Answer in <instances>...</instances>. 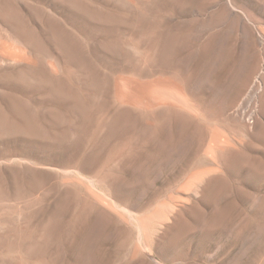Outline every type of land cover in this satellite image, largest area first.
<instances>
[{"label":"rangeland","instance_id":"1","mask_svg":"<svg viewBox=\"0 0 264 264\" xmlns=\"http://www.w3.org/2000/svg\"><path fill=\"white\" fill-rule=\"evenodd\" d=\"M219 5L0 0V264H264V57L219 99L245 60Z\"/></svg>","mask_w":264,"mask_h":264},{"label":"bare ground","instance_id":"2","mask_svg":"<svg viewBox=\"0 0 264 264\" xmlns=\"http://www.w3.org/2000/svg\"><path fill=\"white\" fill-rule=\"evenodd\" d=\"M239 1L247 2L249 0H239ZM239 1H236V2H239ZM219 3L221 4V6L219 5V7H222V9L220 8V10L223 11L224 17H226L229 21L231 20V21L234 22L233 23V24H235L234 28H236V31L239 33V37L241 38L240 43L242 42L241 43L242 45H240V46L243 47V48L241 47L242 51L245 52V56H244L245 60H244V62L242 61L241 67L239 69V72L238 73L236 72L238 75L235 77L234 81L232 82V84H231L232 86H229V88H227V90L225 89L224 91L220 92V97H219V99H220V98H222L221 95L223 97L231 96V94H233V92H234L236 87H240L241 86L242 88H245V87H248L249 84L252 83L258 89H260V87L263 85L262 81L259 80V77H258L257 74H258L259 69H261V67H260L261 65L259 64L260 63L259 60H260V58H262V56L264 57V28L260 24L248 22L247 19L245 18L246 15L244 16V14H242V12L240 10L239 11L241 13L240 12L238 13V11L235 9V6H234V4H236V3H234V0L233 1L232 0H219ZM250 45L254 46V52H252L251 54L248 52V49H247V48H249ZM241 54H242V52H241ZM239 89H241V88H239ZM175 91L173 92L172 95L175 98L182 100L180 92L177 91V90H175ZM232 96H231V98H227V100L229 99V102H230V99L234 100L232 98ZM256 102H258L257 99H256ZM224 103H226V101ZM202 111H203V108H202ZM204 112H206L210 116H213V117L216 116L215 114H213L215 111L212 110V109H210V110L208 109V111L204 110ZM206 113H204V114H206ZM250 114L251 115H250V117H248V121L245 120L246 119L245 118L246 117L245 113L243 111H241L240 108L238 107L237 109L236 108L232 109V111L230 112L229 117H231L233 120H239L240 122H243L242 127L248 133L249 130H250V127L252 125H254V123H256V121H257L256 111H252V113H250ZM251 119H253L252 123H251V121L249 122V120H251ZM240 122H238V123H240ZM214 127H213L214 129H212V130H214V136H213V141H212L213 143H212V145L210 147V150H209L210 154H213L215 151H221L223 148H232L233 149V148L236 147V145H240V146L242 145L241 142H239L233 135L232 136L230 135L231 131H230V129L228 127L223 126L222 132H220V133H217V132H219V130L216 128V126H214ZM212 130H210V131L212 132ZM235 132L239 133L237 131H235ZM197 135L198 134H196V136ZM219 169H220L219 164L214 163V165L211 167V169H209L207 171L212 174V173L217 172ZM115 200H118V199L115 198ZM125 208L128 209V210L131 209V207L127 206V205H125ZM165 215L163 216L161 214V216H160L161 217V222L164 221ZM153 221L155 222V220L150 219L149 217H144L142 219V221H141V224H142V227L144 229L145 236H146L147 240L151 238L150 226L153 223Z\"/></svg>","mask_w":264,"mask_h":264}]
</instances>
